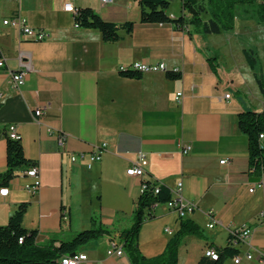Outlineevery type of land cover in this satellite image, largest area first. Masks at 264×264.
Listing matches in <instances>:
<instances>
[{
  "label": "crops",
  "instance_id": "1",
  "mask_svg": "<svg viewBox=\"0 0 264 264\" xmlns=\"http://www.w3.org/2000/svg\"><path fill=\"white\" fill-rule=\"evenodd\" d=\"M82 8L106 22H134V31L106 43L99 32L75 26ZM15 15L46 33V40H29L3 26ZM140 16L137 0L106 6L100 0H0V174L7 167L6 134L14 126L26 159L38 166L40 182L36 193L29 192L25 186L33 179L21 171L7 187L0 186L9 190L0 195V226L28 203L23 227L37 231L38 244L44 245L52 236L68 240L81 227L89 229L92 212H99L111 233L80 253L87 255V264H130L126 255L107 252L114 243L122 248L120 233L132 226L142 186L159 183L175 192L182 184L184 201L197 207L183 220L194 222L202 236L184 238L178 264H199L206 248H225L230 233L244 225L252 235L236 248L241 264H262L264 175L256 180L249 172V142L238 117L247 110L264 111L255 80L264 69L251 71L244 55L253 50L259 60L264 56V34H258L264 28L240 18L233 31L203 36L192 27L145 25ZM22 57L31 58L33 69L16 89L11 74L20 69ZM134 63H165L181 77L121 76L120 68ZM39 108L45 109L42 118L34 115ZM58 133L68 137L65 150L57 144ZM102 144L107 151L91 170L85 162L71 163L70 154H89ZM186 148L189 153L182 155ZM140 156L148 162L144 176H128ZM151 216L138 238L146 258L164 252L182 221L167 205L155 206ZM247 253L254 259L246 260ZM222 264L233 262L228 258Z\"/></svg>",
  "mask_w": 264,
  "mask_h": 264
},
{
  "label": "trees",
  "instance_id": "2",
  "mask_svg": "<svg viewBox=\"0 0 264 264\" xmlns=\"http://www.w3.org/2000/svg\"><path fill=\"white\" fill-rule=\"evenodd\" d=\"M172 0H137L140 8V23L145 25H172L177 30L194 28L203 36L221 35L233 31L238 11L243 18L264 25V0H181L182 13L172 19L167 11ZM206 17H208L206 19ZM75 26L80 29L94 30L101 34L106 43L122 40V33L131 35L135 23L115 24L106 22L91 8H82L75 14ZM248 68L254 71L258 66V58L253 50H244ZM214 58L213 60H216ZM121 76L139 79L140 74L121 73ZM170 79H180V74H168ZM260 94L264 100V73L255 75ZM238 127L247 136L249 142V172L256 180L264 175V141L260 136L264 133V111L257 113L247 110L239 115ZM7 167L0 174V186L7 187L19 176V172L37 166L26 159L20 140H13L6 134ZM146 189L135 203L132 214V226L122 230L120 239L122 250L130 264H178L179 248L185 237L202 236L199 227L190 220H182L180 230L168 242L164 252L153 258H146L138 248V238L146 221L152 219L151 211L157 205H166L173 199L172 192L166 186L156 183H145ZM158 188V193L155 189ZM29 204L22 203L10 217L7 225L0 226V264H55L65 256L80 253L89 244L99 241L111 233L102 221L99 212H92L91 227L83 230L68 240L52 236L44 245L38 244V232L23 227V219ZM56 243H59L57 246ZM220 261L207 258L199 264H222L228 257L239 255L238 250L216 248Z\"/></svg>",
  "mask_w": 264,
  "mask_h": 264
},
{
  "label": "built area",
  "instance_id": "3",
  "mask_svg": "<svg viewBox=\"0 0 264 264\" xmlns=\"http://www.w3.org/2000/svg\"><path fill=\"white\" fill-rule=\"evenodd\" d=\"M181 1V0H179ZM101 4L103 6L110 5L114 2V0H100ZM172 19H174L176 16L174 14H171L170 16ZM3 26L10 27L14 30H16L21 37L27 38L29 40H33L36 42H42L46 40L47 35L43 31L40 30H34L31 28L27 21L23 19L20 15H15L11 18L5 19L2 21ZM4 67V61L0 60V68ZM33 69V63L31 58H20V69L16 73L11 74L12 78V84L14 88L18 89L24 83L26 82L29 73ZM120 74L121 73H136V74H180V70L175 69H169L168 66L165 63H158V64H145V63H134L130 65L128 68L121 67L120 68ZM183 96L182 93H178L176 96V101L180 102L181 97ZM231 95H226V99H230ZM2 98V94H0V99ZM36 118H42L45 115V109L39 108L34 113ZM52 133V132H51ZM7 134L9 137L13 140H20L21 136L17 132L16 127L10 126L8 128ZM262 139H264V133L262 134ZM57 144L61 149L66 148V144L68 141V137L64 133H58L56 135ZM107 151V145L102 144L99 146H96L94 148V151L86 154V153H80V154H70V161L73 165H77L81 162L86 163V168L88 170H91L93 166L100 162L102 159V154ZM190 151V148H186L183 150L182 155H187ZM222 164L226 163V161L221 162ZM148 165V162L146 161L143 156H140L138 160L127 170V175L131 177H143L145 174V167ZM26 177L33 179V182L26 185L25 188L31 193H36L40 188V182H39V171L38 166L32 167L27 171H24L23 173ZM156 185H160L159 183H156ZM183 185L179 184L177 191L172 192L173 199L171 202L167 203V207L178 214L180 219H185L187 214L194 212L197 207L193 203H188L184 201L183 195H182V188ZM254 186L250 192L253 193L255 190ZM146 189L145 184L142 186V192ZM9 190L7 188L2 189L0 191L1 196H7ZM155 193H158V188L155 189ZM210 228H213V225L209 226ZM167 233H170V230H166ZM252 230L244 225L230 233V238L227 242V245L229 248L236 249L239 245L247 244L251 238ZM108 256H118L122 257L125 255L122 248H119L117 244H113L110 248V250L107 252ZM204 258L209 259L210 261H220V254L219 251L216 248L208 247L204 251ZM231 259L233 264H241L242 263V257L240 255L235 257H228ZM227 258V259H228ZM260 262L264 264V254H259ZM245 259L248 261H251L254 259L253 254L247 253L245 254ZM88 257L86 254L82 253V256H80L79 260L77 262H60L58 260L55 264H87Z\"/></svg>",
  "mask_w": 264,
  "mask_h": 264
},
{
  "label": "rangeland",
  "instance_id": "4",
  "mask_svg": "<svg viewBox=\"0 0 264 264\" xmlns=\"http://www.w3.org/2000/svg\"><path fill=\"white\" fill-rule=\"evenodd\" d=\"M169 14H175L176 16H181V13H182V2L181 1H179V0H172L171 1V3H170V8L168 9V11H167ZM243 13L242 12H240V11H238V13H237V20H239L240 18H243ZM208 17H206V19H207ZM263 26V28H264V25H262ZM264 34V30L262 31V32H260V33H258V34ZM261 69H264V56L262 55L261 56V60H259V58H258V66H257V71L258 72H261L262 70ZM99 189H101V188H99ZM74 222L75 223H77L78 222V220L77 219H75L74 220ZM76 229V228H75ZM81 229H82V227H81ZM81 229H78V230H76V234L77 233H79V232H81V231H83V230H81ZM76 234H74V235H76Z\"/></svg>",
  "mask_w": 264,
  "mask_h": 264
},
{
  "label": "bare ground",
  "instance_id": "5",
  "mask_svg": "<svg viewBox=\"0 0 264 264\" xmlns=\"http://www.w3.org/2000/svg\"><path fill=\"white\" fill-rule=\"evenodd\" d=\"M260 140L264 141V139H262V135L260 136ZM80 256H82V253H76V254L71 255V256H65V257L60 259V262H77V260H79Z\"/></svg>",
  "mask_w": 264,
  "mask_h": 264
},
{
  "label": "water",
  "instance_id": "6",
  "mask_svg": "<svg viewBox=\"0 0 264 264\" xmlns=\"http://www.w3.org/2000/svg\"><path fill=\"white\" fill-rule=\"evenodd\" d=\"M72 255H74V254H72Z\"/></svg>",
  "mask_w": 264,
  "mask_h": 264
}]
</instances>
